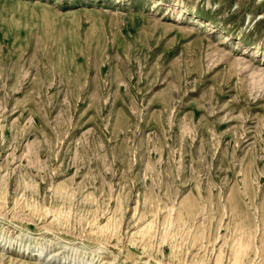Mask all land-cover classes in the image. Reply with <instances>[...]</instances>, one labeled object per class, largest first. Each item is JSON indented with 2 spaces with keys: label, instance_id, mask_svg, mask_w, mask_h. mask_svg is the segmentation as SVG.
Wrapping results in <instances>:
<instances>
[{
  "label": "rangeland",
  "instance_id": "1",
  "mask_svg": "<svg viewBox=\"0 0 264 264\" xmlns=\"http://www.w3.org/2000/svg\"><path fill=\"white\" fill-rule=\"evenodd\" d=\"M264 264V0H0V258Z\"/></svg>",
  "mask_w": 264,
  "mask_h": 264
},
{
  "label": "bare ground",
  "instance_id": "2",
  "mask_svg": "<svg viewBox=\"0 0 264 264\" xmlns=\"http://www.w3.org/2000/svg\"><path fill=\"white\" fill-rule=\"evenodd\" d=\"M21 259H16V258H10L7 262V260L5 259V257L0 258V264H20ZM24 264V263H23Z\"/></svg>",
  "mask_w": 264,
  "mask_h": 264
}]
</instances>
